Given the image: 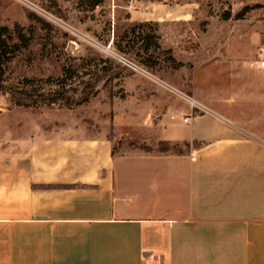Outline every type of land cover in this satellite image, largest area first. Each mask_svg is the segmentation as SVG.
Returning a JSON list of instances; mask_svg holds the SVG:
<instances>
[{
	"label": "crops",
	"instance_id": "obj_1",
	"mask_svg": "<svg viewBox=\"0 0 264 264\" xmlns=\"http://www.w3.org/2000/svg\"><path fill=\"white\" fill-rule=\"evenodd\" d=\"M151 5L135 23L157 36L185 18ZM138 84L127 117L189 153H117L106 128L76 123L0 128V264H264V138L164 81ZM170 92L189 102L181 120Z\"/></svg>",
	"mask_w": 264,
	"mask_h": 264
},
{
	"label": "rangeland",
	"instance_id": "obj_2",
	"mask_svg": "<svg viewBox=\"0 0 264 264\" xmlns=\"http://www.w3.org/2000/svg\"><path fill=\"white\" fill-rule=\"evenodd\" d=\"M136 1L0 0V29L8 28L4 37L9 46L18 44L4 61L6 85L29 88L30 80L44 91L66 85V90L77 88L79 96L81 83L90 75L109 70L97 94L72 110L18 107L0 91L1 130L26 125L52 128L68 122L92 130L106 128L117 153H189L191 146L157 143L141 128L140 119L127 117L131 106L140 104L141 98L131 96L140 90L138 81L145 79L164 81L200 100L211 113L236 120L243 132L264 138V86L259 82L253 90L248 71L264 54V0ZM159 3L171 5L185 18L152 23L160 37L145 51L142 38L151 25L135 20L153 16L151 4ZM16 25L27 34L26 45L18 40ZM66 70L76 72L73 79L66 80ZM243 94H254L255 101H240ZM170 95L181 103V120L187 112L183 104L190 106L189 102ZM147 97L152 99L151 94ZM130 120L135 124L128 125Z\"/></svg>",
	"mask_w": 264,
	"mask_h": 264
},
{
	"label": "trees",
	"instance_id": "obj_3",
	"mask_svg": "<svg viewBox=\"0 0 264 264\" xmlns=\"http://www.w3.org/2000/svg\"><path fill=\"white\" fill-rule=\"evenodd\" d=\"M140 1V0H138ZM149 1H157L161 2L162 0H149ZM98 2L94 3V7L98 6ZM248 11V10H247ZM242 15V14H241ZM239 16L238 18H240ZM15 32L18 35V40L20 43L26 45L29 41L27 38V34L24 32V29L19 25L15 26ZM9 33L8 28L0 29V91L10 95L11 102L18 107L23 108H39V107H54L61 106L68 108L70 110L84 105L90 101V99L97 94V87L104 80V76H109V70L102 68L99 72L90 75L89 79L82 82L83 85L82 91L80 95L77 96V88H72L70 90H66V85L61 86L58 90H50L44 91L41 87L37 88L33 85L32 81L27 80L26 83L29 88L18 89L14 87H10L4 83V75H5V59H10V54H14L15 49L18 48V44H13L12 46L8 45L7 39L4 37ZM12 38V37H11ZM159 38V36L150 33L146 34L142 38L143 49L145 51H149L152 48V42ZM10 39V38H9ZM76 72H72V70H66V80H71L74 78ZM83 79V78H81ZM72 92L73 94H70ZM160 144H165L164 142H160ZM185 146L189 147V143H185Z\"/></svg>",
	"mask_w": 264,
	"mask_h": 264
},
{
	"label": "built area",
	"instance_id": "obj_4",
	"mask_svg": "<svg viewBox=\"0 0 264 264\" xmlns=\"http://www.w3.org/2000/svg\"><path fill=\"white\" fill-rule=\"evenodd\" d=\"M258 65H259V69L263 70V72H264V59H260L258 62ZM131 67L133 69L138 68V67H133V66H131ZM189 102H190V105L192 106V108H194V109L196 108L205 114L211 113L210 110L204 104H202L196 100H193V99H190Z\"/></svg>",
	"mask_w": 264,
	"mask_h": 264
}]
</instances>
